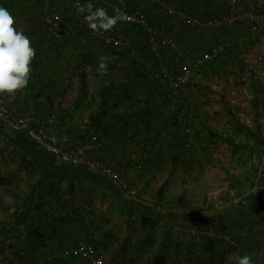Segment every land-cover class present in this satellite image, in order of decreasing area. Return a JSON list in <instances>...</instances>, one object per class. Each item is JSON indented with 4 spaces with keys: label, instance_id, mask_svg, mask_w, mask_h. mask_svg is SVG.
I'll return each mask as SVG.
<instances>
[{
    "label": "crops",
    "instance_id": "crops-1",
    "mask_svg": "<svg viewBox=\"0 0 264 264\" xmlns=\"http://www.w3.org/2000/svg\"><path fill=\"white\" fill-rule=\"evenodd\" d=\"M110 1L120 2L122 0ZM127 1L135 3L131 0ZM53 2L63 12L71 11L72 7L68 0H53ZM200 2L202 1L177 0L170 15L177 20L176 22H179L181 14L184 13L182 10L186 9L190 15L210 17L208 16L211 11L210 7ZM222 3L223 12H225L226 5L223 1ZM140 4L143 9H148L152 5L144 1ZM0 7H4L11 13L14 17V27L29 38L31 46L35 49L28 86L14 94L3 93L1 94L3 98L21 109L36 107L37 113L42 116L49 115V112L54 113L58 125L61 126L59 131L66 132L76 142L91 133H96L101 138L108 162L120 169L122 174L130 176L133 183L142 191L153 178L157 170L156 166L162 165L163 157L170 155L169 150L172 148L170 142L172 144L174 129V117L167 112L166 107L168 90L151 79V71L156 64L148 48L147 38L143 40L141 36L133 35L134 28L126 25L124 34L132 40L139 54V59L129 58L131 61H127L126 49L111 47L116 51H121L113 55L103 51L98 52L106 46L74 29L71 23L67 24L63 38L52 37L42 21L39 0H0ZM100 8L91 1L84 0L81 11L89 13L99 24H110L113 19L110 10L106 9L105 12ZM202 11H204L203 14ZM156 13L162 19V14H159L157 9ZM96 17L99 18L96 19ZM124 25L119 23V29H123ZM180 26L182 29L178 32L176 27L160 24L161 36L162 32L165 34L164 29H167L166 34L174 37L182 46L201 44L202 35H191V32L186 31L190 28L179 23ZM99 45L103 46L99 47ZM161 51H164L163 46H161ZM67 62L73 64L70 70ZM71 92L74 96H70ZM225 106L229 109L227 104ZM236 122L240 126L243 125L238 118ZM257 122L255 123L256 133L250 135L246 133L247 139H251L248 143L251 149L247 143H244V159L247 166H249L247 159L254 151L252 147L256 149L264 141V119L260 118ZM258 124L262 126L259 127ZM5 131L8 133V131L16 130L7 124L0 123V145L8 150V159L13 160L15 165L21 164L22 156L25 155L18 154L17 150H23L17 149L8 141ZM11 152L16 154H14L15 159ZM23 152L26 153V151ZM2 154L6 155V152ZM36 156L39 158L41 156L37 148ZM29 157L25 160L26 162H32L31 156ZM37 157L36 162L33 163L35 178L28 173V169L22 171L20 179L15 181L19 189L14 191L18 194L12 192L15 197L9 205L3 202L5 185L0 183V235L15 220L23 219L28 225L26 239L9 250L4 260L5 264H36V253L38 254L37 259L44 254L41 252L44 248L41 245L44 242L49 243L48 250H55L64 243L68 245L74 243L72 237L78 232V230L74 231L72 226L65 227L63 220L53 222L48 226L41 225L40 195L49 197L50 203H53L54 198L55 206L59 202L64 204L60 190L68 188L71 181L65 177L54 178L46 182L39 181L43 177L44 166ZM52 160L56 165H60L53 158ZM4 164L5 162L0 160L1 178L4 176L3 170L7 169ZM244 168L240 166L235 168L236 175L241 180L238 179V187L231 188H236L235 191L229 190L223 197L233 192H245L248 194L247 203L231 202L223 208H214L211 211L185 213L172 211L161 216L166 221L173 217V220L179 219L186 224H196V226L212 228L218 233H226L236 240V249L241 252L256 250L257 257L253 262L264 264V189L261 188L264 185V178L256 179L250 176L251 174ZM98 176L107 183L109 182L105 177ZM141 177L145 178L146 183L139 187L137 183ZM109 184L123 201L131 204L143 203L129 197L116 184ZM254 190L255 193H249ZM74 223L77 222L74 221ZM174 233L179 237L175 229ZM212 239L214 238L191 237L193 241H201L197 252L199 256L201 254L215 255L211 245ZM175 247L174 252L180 251L178 245ZM181 260L184 259L181 258ZM185 262L184 260L182 264L190 263ZM48 264H59V262ZM165 264L168 262L166 261Z\"/></svg>",
    "mask_w": 264,
    "mask_h": 264
},
{
    "label": "rangeland",
    "instance_id": "rangeland-1",
    "mask_svg": "<svg viewBox=\"0 0 264 264\" xmlns=\"http://www.w3.org/2000/svg\"><path fill=\"white\" fill-rule=\"evenodd\" d=\"M131 1L136 4L127 0L110 2L126 3L129 6H141L140 2H143V0ZM200 1L208 8L210 7L211 11L208 14L210 17L225 13L222 3L224 0ZM254 1L257 4V9L264 11V0ZM93 4L99 6L95 2ZM143 7L145 8V6ZM102 10L106 12V9L102 8ZM107 10L109 11V9ZM144 10L153 21L159 22L160 18L154 5H150L148 9ZM187 11L186 9L182 10L189 14ZM203 13L204 11H202ZM98 18L96 17V19ZM172 27H176L178 32L179 29H182L181 26L179 27V22H176ZM117 28L119 29V23ZM125 28L126 25L119 30L124 34ZM164 30L165 34L162 32V38L175 39L166 34L167 29ZM133 31V35L137 34L143 40L146 38L142 29H133ZM186 31L191 32V35H202L201 44H189L187 47L180 44L193 53L207 50L230 36L240 37L241 42L227 48L222 53L219 62L212 63L194 73L191 85L192 101L197 107L199 116L196 139L193 144L184 143L173 123L170 155L163 157V163L156 166L157 170L149 185L141 189L143 194L152 199L159 195L164 201L171 203L187 201L198 204L204 200L212 201L214 196L223 197L229 190L235 191L236 188H231L238 187V182L241 180L235 172L237 166L245 167V171L254 177L251 173L252 168L245 163L244 143L248 145L251 142V139H247L248 135L255 134V123H258L260 118L264 119V30L250 34L238 26L222 25L209 28L201 25ZM159 32L161 35L160 30ZM102 46L99 45V47ZM162 46L164 48L162 52L168 61L171 51L166 44H162ZM99 51L111 55L121 53V51L107 46ZM129 58L128 54L127 61H131ZM67 65L69 70L73 67L71 62H67ZM72 95L71 92L70 96ZM226 104L229 109L226 108ZM52 114L55 115L49 112V115ZM236 118L243 123L242 126L236 122ZM248 147L251 149V146L248 145ZM252 149L256 150L255 147ZM4 151L6 155L2 154ZM8 154V150L0 145V160L5 162L4 166L7 168L6 171L3 170L4 176L0 177V183L5 185L3 202L6 205H9L15 194H18L14 191L19 189L15 181L20 179L23 170L29 169L28 173L33 175L32 178L36 176L34 167H25L20 163L15 165L13 160L7 158ZM11 154L14 158L15 153L11 152ZM164 161L166 162L164 163ZM144 183H146L145 178L141 177L137 184L140 187ZM104 187L103 189L83 187L82 191L78 192L77 197L74 198L73 206L81 207L90 215L88 222L74 223L73 220L66 219L63 223L65 227L72 226L74 231L84 229L88 233L90 244L100 247L105 252V264H165L166 261L168 264H182L184 260L190 262L187 264H239L240 258L246 251L241 252L236 249L235 245L225 242L221 238H214L211 240V245L215 255L201 254L199 256L200 254L197 252L201 241H193L191 237L180 234L178 237L174 233L176 220H173V217L167 221L164 220L161 215L165 212L154 210L147 203H142L143 205L132 203L133 213H128V207L123 204V200ZM71 206L68 207L65 202L56 204V207L60 208H71ZM159 216L161 217L158 221ZM147 218L152 220L149 223L142 220ZM151 223L155 224L150 225ZM194 225L196 226V224ZM75 236L72 237V240H75ZM48 245L49 243L44 242L41 245L44 247L41 252H48ZM177 245L180 247V251L174 252ZM37 257L36 253V264H39Z\"/></svg>",
    "mask_w": 264,
    "mask_h": 264
},
{
    "label": "built area",
    "instance_id": "built-area-1",
    "mask_svg": "<svg viewBox=\"0 0 264 264\" xmlns=\"http://www.w3.org/2000/svg\"><path fill=\"white\" fill-rule=\"evenodd\" d=\"M84 0H68L71 11L63 12L58 9L53 0H39L42 21L47 32L55 39L65 36L66 26L71 23L84 35L93 40H98L107 47L126 49L130 58L137 60L139 54L132 40L120 32L118 23H123L134 29H142L146 34L148 48L152 53L156 66L151 71V77L168 90L166 104L171 113H174V126L181 134L184 143L193 144L196 139V131L199 123L198 110L192 101V81L194 73L212 63L221 60L222 53L229 47L241 42L240 37H228L209 49L193 53L183 48L173 38H162L158 25L167 24L174 26L176 20L171 17L174 4L177 0H143L155 6L159 14L165 17L159 22L153 21L140 5L129 6L126 3H111L109 0H89L97 3L103 9H109L113 16L110 24L97 23L93 17L84 11L81 6ZM225 13L218 16L201 18V16L181 14L179 23L190 29L205 25L215 28L222 25L238 26L247 30L250 34L264 30V11L257 9L254 0H224ZM162 44L169 46L171 51L169 60L161 51ZM0 123L9 125L12 129L22 133L36 148L49 154L56 163L69 166H84L87 169L116 184L125 194L147 203L154 210L170 213H185L188 211L205 212L214 208H223L228 203H247L248 194L231 193L224 197H213V200H204L200 203H190L189 206L172 207L164 202L149 198L133 183L131 177L122 174L117 168L108 162V158L102 147V141L96 133L83 137L79 142L66 132L59 131V125L54 115H40L36 107L25 109L8 103L0 94ZM247 163L252 168V175L256 179L264 178V141L251 152ZM71 191L61 188L60 195L63 201L71 208H60L50 203L49 197L40 195L39 211L41 225H49L57 221L71 219L75 222L86 223L90 215L81 207L74 205V198L82 191L80 186H73ZM264 189V185L261 186ZM255 193V190L249 193ZM175 231L184 236L200 238H221L225 242L236 245V240L226 233H218L212 228L187 225L179 219L174 226ZM28 235V225L25 220H15L9 224L0 235V264L9 250L16 244L23 242ZM88 233L84 229L78 230L73 244H62L55 250H48L38 258L39 264L59 262V264H105V252L98 246H93L88 240ZM254 259L256 250L246 251ZM243 255V256H244Z\"/></svg>",
    "mask_w": 264,
    "mask_h": 264
},
{
    "label": "clouds",
    "instance_id": "clouds-1",
    "mask_svg": "<svg viewBox=\"0 0 264 264\" xmlns=\"http://www.w3.org/2000/svg\"><path fill=\"white\" fill-rule=\"evenodd\" d=\"M34 57L29 38L14 27L11 13L0 7V94H14L28 86ZM239 264H253V260L244 255Z\"/></svg>",
    "mask_w": 264,
    "mask_h": 264
},
{
    "label": "trees",
    "instance_id": "trees-1",
    "mask_svg": "<svg viewBox=\"0 0 264 264\" xmlns=\"http://www.w3.org/2000/svg\"><path fill=\"white\" fill-rule=\"evenodd\" d=\"M194 16H196V15H194ZM151 79H153V78L151 77ZM153 81H155V80L153 79ZM155 82L157 84H159L157 81H155ZM160 86H162V85H160ZM162 87L164 88V86H162ZM166 107H167V112L169 114H172L173 117H174V113H171L169 111L168 106H166ZM60 127L61 126H59V128ZM5 133H7V131H5ZM5 136L8 139V141L11 144H13L17 149H22L23 151H26V153H24L23 151L17 150L18 154H20V155L24 154L26 156V157L22 156L21 164L23 166H25V167L26 166L27 167L31 166L33 168L34 167L33 163L36 162V157H37L36 156V146H34V144L31 141H29L22 133L17 132V131H14V132L8 131V133L5 134ZM38 152L40 153L41 156H40V158L39 157H37V158L42 162V164L44 166V169L42 171V173H43L42 176L43 177L39 181L46 182V181L52 180L54 178L56 179L58 177L59 178L65 177L67 179H70L69 181H71L70 186H68V188H66L69 191H71L73 189L72 188L73 186H80V188H83V187H86V186H90L92 188L99 187L101 189H103V186H105L106 190L108 189V191H110L111 193H113V194L115 193L113 188L109 184V183H112V182L107 179L109 181L107 183L104 179H102L100 176H98L99 175L98 173L93 172V171L87 169L84 166L56 165L53 162L52 157L49 154L43 152L40 149H38ZM29 156H31L32 162H26L25 161L27 158H30ZM118 170H120V169H118ZM115 194H117V193H115ZM156 197L157 198H155V199L157 201L164 202L165 204H167L169 206H172V207L189 206L190 203H191V202H187V201L186 202H182V203L181 202L171 203L169 201L168 202L164 201L162 199V197L159 196V195H157ZM179 201H181V200H179ZM123 204L128 207V213H133L132 210H133L134 207H132L130 202L127 203L126 201H123ZM192 211L195 212L194 210H192ZM192 211H188V212H192ZM142 220H144V222H150L152 219H148L147 218V219H142ZM158 220H159V217H158ZM153 224H155V223H153ZM153 224L151 223L150 225H153ZM11 249H13V248H11Z\"/></svg>",
    "mask_w": 264,
    "mask_h": 264
}]
</instances>
